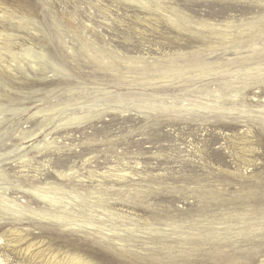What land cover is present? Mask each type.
<instances>
[{
	"label": "rangeland",
	"instance_id": "rangeland-1",
	"mask_svg": "<svg viewBox=\"0 0 264 264\" xmlns=\"http://www.w3.org/2000/svg\"><path fill=\"white\" fill-rule=\"evenodd\" d=\"M0 264H264V0H0Z\"/></svg>",
	"mask_w": 264,
	"mask_h": 264
}]
</instances>
